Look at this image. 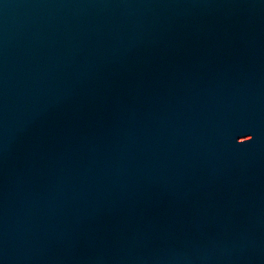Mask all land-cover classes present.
I'll return each instance as SVG.
<instances>
[{"label": "water", "instance_id": "water-1", "mask_svg": "<svg viewBox=\"0 0 264 264\" xmlns=\"http://www.w3.org/2000/svg\"><path fill=\"white\" fill-rule=\"evenodd\" d=\"M0 264H264V0H0Z\"/></svg>", "mask_w": 264, "mask_h": 264}, {"label": "snow or ice", "instance_id": "snow-or-ice-1", "mask_svg": "<svg viewBox=\"0 0 264 264\" xmlns=\"http://www.w3.org/2000/svg\"><path fill=\"white\" fill-rule=\"evenodd\" d=\"M246 137H248L246 140H250V139H252V137H251V136H246Z\"/></svg>", "mask_w": 264, "mask_h": 264}]
</instances>
